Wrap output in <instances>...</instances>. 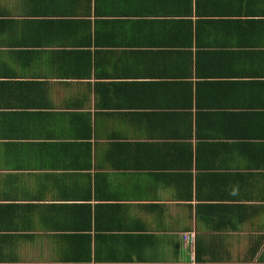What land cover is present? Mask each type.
I'll list each match as a JSON object with an SVG mask.
<instances>
[{
    "label": "crops",
    "instance_id": "crops-1",
    "mask_svg": "<svg viewBox=\"0 0 264 264\" xmlns=\"http://www.w3.org/2000/svg\"><path fill=\"white\" fill-rule=\"evenodd\" d=\"M0 264H264V0H0Z\"/></svg>",
    "mask_w": 264,
    "mask_h": 264
},
{
    "label": "built area",
    "instance_id": "built-area-1",
    "mask_svg": "<svg viewBox=\"0 0 264 264\" xmlns=\"http://www.w3.org/2000/svg\"><path fill=\"white\" fill-rule=\"evenodd\" d=\"M188 238H191L192 239V235H190ZM193 240V239H192Z\"/></svg>",
    "mask_w": 264,
    "mask_h": 264
}]
</instances>
